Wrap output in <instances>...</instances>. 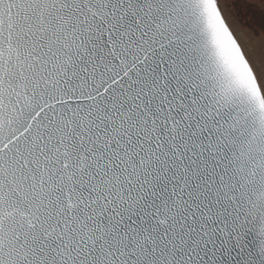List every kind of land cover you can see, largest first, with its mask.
<instances>
[{
    "label": "snow or ice",
    "instance_id": "obj_1",
    "mask_svg": "<svg viewBox=\"0 0 264 264\" xmlns=\"http://www.w3.org/2000/svg\"><path fill=\"white\" fill-rule=\"evenodd\" d=\"M0 264H264V64L221 0H0Z\"/></svg>",
    "mask_w": 264,
    "mask_h": 264
},
{
    "label": "rangeland",
    "instance_id": "obj_2",
    "mask_svg": "<svg viewBox=\"0 0 264 264\" xmlns=\"http://www.w3.org/2000/svg\"><path fill=\"white\" fill-rule=\"evenodd\" d=\"M232 0H221V7L224 11L225 18L232 27L237 40L241 43L246 54L249 55L254 67L264 64V31H261L259 35L252 32L251 29L242 25L235 17L230 13L226 7Z\"/></svg>",
    "mask_w": 264,
    "mask_h": 264
}]
</instances>
